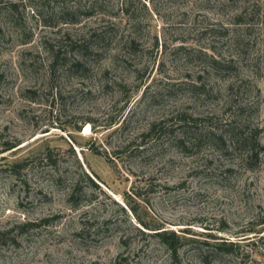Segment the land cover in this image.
Returning <instances> with one entry per match:
<instances>
[{"label": "rangeland", "instance_id": "obj_1", "mask_svg": "<svg viewBox=\"0 0 264 264\" xmlns=\"http://www.w3.org/2000/svg\"><path fill=\"white\" fill-rule=\"evenodd\" d=\"M0 264H264V0H0Z\"/></svg>", "mask_w": 264, "mask_h": 264}, {"label": "trees", "instance_id": "obj_2", "mask_svg": "<svg viewBox=\"0 0 264 264\" xmlns=\"http://www.w3.org/2000/svg\"><path fill=\"white\" fill-rule=\"evenodd\" d=\"M212 62L214 63H217V61H215V60H213L212 59ZM257 133H258V131L257 130H254V132L253 133H251L245 140L247 141V142H254L255 140H256V136H257Z\"/></svg>", "mask_w": 264, "mask_h": 264}, {"label": "bare ground", "instance_id": "obj_3", "mask_svg": "<svg viewBox=\"0 0 264 264\" xmlns=\"http://www.w3.org/2000/svg\"><path fill=\"white\" fill-rule=\"evenodd\" d=\"M89 132V125H86L83 129V133H88Z\"/></svg>", "mask_w": 264, "mask_h": 264}]
</instances>
